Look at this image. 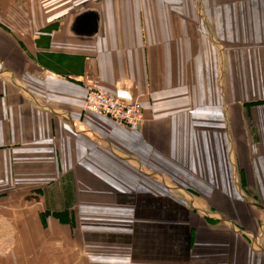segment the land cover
Returning a JSON list of instances; mask_svg holds the SVG:
<instances>
[{"label": "crops", "instance_id": "0c3cea01", "mask_svg": "<svg viewBox=\"0 0 264 264\" xmlns=\"http://www.w3.org/2000/svg\"><path fill=\"white\" fill-rule=\"evenodd\" d=\"M89 84L141 124L86 118ZM0 242V264H264V0H0Z\"/></svg>", "mask_w": 264, "mask_h": 264}, {"label": "built area", "instance_id": "2783aa9c", "mask_svg": "<svg viewBox=\"0 0 264 264\" xmlns=\"http://www.w3.org/2000/svg\"><path fill=\"white\" fill-rule=\"evenodd\" d=\"M82 109L88 119L104 116L131 129L137 128L143 120L138 99L124 88H115L110 92L89 84L85 87Z\"/></svg>", "mask_w": 264, "mask_h": 264}, {"label": "rangeland", "instance_id": "374dc122", "mask_svg": "<svg viewBox=\"0 0 264 264\" xmlns=\"http://www.w3.org/2000/svg\"><path fill=\"white\" fill-rule=\"evenodd\" d=\"M182 5V1H180V3L179 2H175V1H173V2H171V8H179L180 6ZM209 97H207V98H205L204 99V101L202 102L203 104H207L208 102H209ZM223 100H224V97H223ZM221 98H220V96L218 97V103L219 104H221ZM237 102H238V100H237ZM235 106H239V104H235ZM185 111V113H188L189 111H191V110H184ZM175 189H177V190H179L180 188L179 187H177L176 186V188ZM6 243V242H5ZM13 247L11 246V249H12ZM11 249H10V251H11ZM10 251H6V248L4 247V245H3V242H0V260H1V256H3L2 254H6V253H8V252H10Z\"/></svg>", "mask_w": 264, "mask_h": 264}]
</instances>
